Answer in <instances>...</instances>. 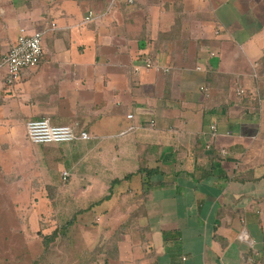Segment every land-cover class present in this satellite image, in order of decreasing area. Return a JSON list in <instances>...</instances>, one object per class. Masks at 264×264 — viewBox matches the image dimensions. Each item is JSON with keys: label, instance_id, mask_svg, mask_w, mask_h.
<instances>
[{"label": "crops", "instance_id": "0c3cea01", "mask_svg": "<svg viewBox=\"0 0 264 264\" xmlns=\"http://www.w3.org/2000/svg\"><path fill=\"white\" fill-rule=\"evenodd\" d=\"M9 28L0 61L22 29L43 33L44 57L0 77L3 194L19 208L21 194L111 192L91 251L61 235V264H264V0H0ZM44 118L91 139L35 144L27 123Z\"/></svg>", "mask_w": 264, "mask_h": 264}, {"label": "rangeland", "instance_id": "374dc122", "mask_svg": "<svg viewBox=\"0 0 264 264\" xmlns=\"http://www.w3.org/2000/svg\"><path fill=\"white\" fill-rule=\"evenodd\" d=\"M17 30L18 28L4 30L0 35L4 39L3 42L8 43V39L15 37ZM4 72L5 67L2 59L0 61V77L4 76ZM15 129L18 135L24 138L25 129L23 126L17 125ZM80 182L83 181L80 180ZM7 187L8 184L3 176L0 177V200L5 201L3 206L0 204V246L7 245L10 249L17 247V251L5 254L2 257L0 252V264H33L41 257L38 254H42L44 234L56 230L60 233L68 232L72 234L75 239L71 242L78 250L76 255L80 256L85 252V249L87 253L90 252L95 244L92 247L89 246L91 242H88L87 238L93 236L98 238L106 227V219H103L105 213H101L103 207H95L92 210L79 212L84 205L104 193V185L99 187L96 184L94 187H86L83 190H76V187H74L66 193H60V191L47 194L37 193L33 196V199L37 198L38 200L32 201V203L29 201V195L21 194L20 207L22 208L15 207L13 202L12 204L8 202L7 197H13L14 194H3ZM106 193L110 196L111 192L107 191ZM105 204L107 203L105 202ZM12 205L15 208H12ZM98 217L99 221L97 220ZM112 221L113 219L109 225L112 228L117 227L118 224L116 222L112 223ZM4 238H8V240L5 241ZM34 238L36 239L34 240Z\"/></svg>", "mask_w": 264, "mask_h": 264}, {"label": "built area", "instance_id": "2783aa9c", "mask_svg": "<svg viewBox=\"0 0 264 264\" xmlns=\"http://www.w3.org/2000/svg\"><path fill=\"white\" fill-rule=\"evenodd\" d=\"M131 3L134 0H130ZM92 14L86 18L90 20ZM44 57L43 48V33L41 31H34L29 34L25 29L21 30L20 36L14 45H12L7 52L4 61V67L6 70V83L7 85L13 84L18 80L23 70L36 67ZM154 62L152 59H147L143 66L137 65L135 72H139L141 68L151 69L154 68ZM168 71V70H166ZM253 77L256 84L264 82V74H260L257 71L253 73ZM202 90L206 91V87H202ZM249 90L244 86H238L236 88V94L240 97L248 95ZM129 118H133V115H129ZM133 128H130L131 130ZM212 136H215L216 126H212ZM128 131L122 132V135L127 134ZM27 135L28 138L35 144H64L71 143L77 139L90 140L91 136L81 131L79 134L73 126L65 124H55L50 119H38L30 120L27 123ZM220 153L227 154L226 150H221ZM68 172L63 173V179L67 180ZM244 238L245 236H241Z\"/></svg>", "mask_w": 264, "mask_h": 264}, {"label": "trees", "instance_id": "16d2710c", "mask_svg": "<svg viewBox=\"0 0 264 264\" xmlns=\"http://www.w3.org/2000/svg\"><path fill=\"white\" fill-rule=\"evenodd\" d=\"M150 58L153 61H155L154 56H151ZM143 171H147L148 172L147 175H149L151 173H155V170H149V171L143 170ZM108 198H109V196L106 195L103 198H101L100 200H96V201L92 202L91 204L87 205L85 208L80 209L79 212H83L84 210L91 209L96 204H98L104 200H107ZM67 234H69V233L68 232L60 233L58 230H56L52 233L48 232V233L44 234V237H43V242H44V246H45L44 254H42L41 257L37 260L38 262L36 261V262H34V264H61V258H60V255L58 254L57 250L55 249V246H56V244L61 246L62 244L66 243V241L65 242L62 241L61 238L66 236ZM61 235H62V237H61ZM50 259L53 261H51Z\"/></svg>", "mask_w": 264, "mask_h": 264}]
</instances>
